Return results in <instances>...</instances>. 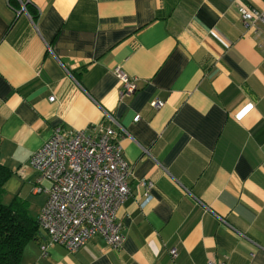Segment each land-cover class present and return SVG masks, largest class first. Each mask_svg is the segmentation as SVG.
Instances as JSON below:
<instances>
[{
    "label": "crops",
    "instance_id": "1",
    "mask_svg": "<svg viewBox=\"0 0 264 264\" xmlns=\"http://www.w3.org/2000/svg\"><path fill=\"white\" fill-rule=\"evenodd\" d=\"M240 3L264 13V0H0L5 199L37 215L48 182L28 159L55 126L112 127L132 164L120 247L96 235L42 256L41 231L21 264H264V22L243 24Z\"/></svg>",
    "mask_w": 264,
    "mask_h": 264
},
{
    "label": "built area",
    "instance_id": "2",
    "mask_svg": "<svg viewBox=\"0 0 264 264\" xmlns=\"http://www.w3.org/2000/svg\"><path fill=\"white\" fill-rule=\"evenodd\" d=\"M238 14L247 26L264 22V13L242 3L238 5ZM114 72L119 80L120 98L134 94L135 81L119 68ZM162 104L158 99L150 102L154 109ZM107 116L119 126L111 115ZM138 119L135 116L134 120ZM116 138L112 127L99 126L88 132L63 131L55 126L49 138L31 153L28 165L38 172L39 180L48 182V197L37 213L38 226L46 235L39 245L42 256L52 245L75 252L96 235L112 248L122 244L124 235L116 210L131 196L132 164ZM141 185L148 196L153 182L145 180ZM220 220L231 232L243 237L224 219ZM170 254L175 256L174 250ZM209 264L228 263L216 260Z\"/></svg>",
    "mask_w": 264,
    "mask_h": 264
},
{
    "label": "trees",
    "instance_id": "3",
    "mask_svg": "<svg viewBox=\"0 0 264 264\" xmlns=\"http://www.w3.org/2000/svg\"><path fill=\"white\" fill-rule=\"evenodd\" d=\"M32 18H36L34 12ZM10 175L11 171L0 164V264H21L24 247L42 230L28 202L14 196L4 203L3 186Z\"/></svg>",
    "mask_w": 264,
    "mask_h": 264
},
{
    "label": "rangeland",
    "instance_id": "4",
    "mask_svg": "<svg viewBox=\"0 0 264 264\" xmlns=\"http://www.w3.org/2000/svg\"><path fill=\"white\" fill-rule=\"evenodd\" d=\"M7 201H8V200H7V199H5V197H4V203H7Z\"/></svg>",
    "mask_w": 264,
    "mask_h": 264
}]
</instances>
